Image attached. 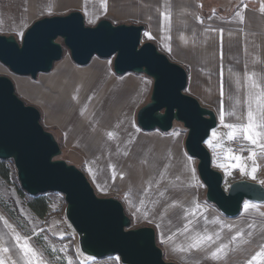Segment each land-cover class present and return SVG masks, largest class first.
Here are the masks:
<instances>
[{
	"label": "crops",
	"instance_id": "1",
	"mask_svg": "<svg viewBox=\"0 0 264 264\" xmlns=\"http://www.w3.org/2000/svg\"><path fill=\"white\" fill-rule=\"evenodd\" d=\"M262 8L264 0H46L47 16L79 11L89 26L101 19L143 25L142 37L185 68L194 97L203 106L205 102L216 103L207 106L219 120L223 100L226 123H246L248 108L259 116L264 104ZM162 12L169 19H164ZM83 74H72L71 78L77 81ZM63 75L56 72L50 83L55 85ZM148 87V82L136 74L98 70L64 123L63 118L59 120L64 152L70 154L71 163L84 172L95 191L120 200L131 221L154 228L165 260L177 264H247L264 245V216L260 215L264 203L250 201L259 207L245 210L244 201L241 213L225 216L206 200L197 163L187 154L184 139L172 131H142L136 124V114L120 122L126 105L135 101L136 110L146 98ZM141 94L142 101L138 100ZM48 96L47 91L46 99ZM232 112L235 114L230 115ZM108 132L113 133L111 138ZM238 139L247 153L254 148L243 138ZM225 148L230 149V143ZM224 149L217 148L214 153L208 148L214 169L222 174L230 169L227 185L241 179L264 184V151L255 149L260 169L253 180L241 171L236 175L238 168L228 167ZM216 161L225 163V167L217 166ZM244 163L251 167V161ZM197 204L200 207L192 215ZM185 211L189 212L187 216ZM189 220L195 232L191 228L184 231ZM241 229L244 235L232 242L231 237ZM197 234H211L213 242L200 250H179L187 248ZM220 244L228 245L220 258L206 259ZM252 264H264V256Z\"/></svg>",
	"mask_w": 264,
	"mask_h": 264
},
{
	"label": "water",
	"instance_id": "2",
	"mask_svg": "<svg viewBox=\"0 0 264 264\" xmlns=\"http://www.w3.org/2000/svg\"><path fill=\"white\" fill-rule=\"evenodd\" d=\"M143 30L140 24H114L108 19L89 26L79 11L45 16L25 30L20 42L14 35H0V63L17 75L35 79L38 73L51 71L64 47L80 66L93 56H113L115 74L152 79L149 101L136 113L138 127L166 133L178 122L187 130L184 148L197 161L208 202L228 217L241 213L246 200L264 203V184L241 179L224 187L223 174L213 168L205 146L218 125L216 113L184 92L188 83L184 67L153 42L141 44ZM39 119L40 112L14 93L12 80L0 75V160H12L19 185L29 196L63 195L64 215L77 233L79 252L95 259L118 256L121 264H177L163 258L153 227L127 229L131 219L122 202L96 195L82 170L58 158L60 146Z\"/></svg>",
	"mask_w": 264,
	"mask_h": 264
},
{
	"label": "rangeland",
	"instance_id": "3",
	"mask_svg": "<svg viewBox=\"0 0 264 264\" xmlns=\"http://www.w3.org/2000/svg\"><path fill=\"white\" fill-rule=\"evenodd\" d=\"M45 16H47L46 0H0V35H14L17 41L20 42L25 30L35 20ZM141 42H146L145 37H141ZM98 70L112 73L113 56L106 59L93 56L87 65L80 66L72 61L69 50L65 47L63 48L62 58L53 64L51 71L38 73L35 79L30 76L17 75L0 63V75L10 78L14 85V93L26 105H31L40 112V124L45 130L54 135L60 146L61 154L58 158L64 159L69 164H72L70 161L72 158L62 148L63 134L60 130L59 120L63 118L64 123L65 116L79 103L82 90L92 81ZM56 72L64 75L53 85L49 80ZM82 73H84L82 79L74 81L71 78L72 74L77 76ZM136 76L147 81L149 85L146 98L143 99L142 94L138 98L141 101L143 99L142 104L136 109L138 110L149 101L153 82L151 78L143 74H136ZM191 88V85L187 84L184 92L194 96ZM47 91L49 96L48 99L44 100L43 97ZM213 99L217 100L218 96L213 95ZM210 104L216 105L214 102H205L204 105L208 107L207 105ZM134 107L135 101L126 105L120 122H125L128 116L137 113ZM224 122L226 123V121ZM171 131L185 140L187 130L181 123L174 122ZM213 132L217 134L215 137ZM227 132L228 129L224 128L221 120L218 119L217 127L211 131L209 138L206 140L211 141V144L205 141V146L212 149L214 153L217 148L224 149V145L230 143V140L226 138ZM239 138L242 139V137ZM217 145L220 146L217 147ZM245 149H247L246 146ZM246 154L248 153L245 152L243 156ZM195 162L197 163L196 160ZM219 164L216 161V165ZM229 170L227 169L226 173L223 174L224 180H226L225 188L228 187L227 172ZM95 193L100 197H111L97 191ZM65 206L64 197L60 193L48 192L37 196H29L19 185L12 160H0V217H3L11 226H6L4 220H0V246L9 249L6 253H0L5 264H13V261H15V264H27V259L16 247L14 234L27 238V242L37 251L38 258L43 259L46 264H69V261H71V264H121L118 256L95 259L79 252L77 233L65 218ZM138 227L141 226L131 221L127 229ZM24 242L25 240L22 239L21 243Z\"/></svg>",
	"mask_w": 264,
	"mask_h": 264
},
{
	"label": "snow or ice",
	"instance_id": "4",
	"mask_svg": "<svg viewBox=\"0 0 264 264\" xmlns=\"http://www.w3.org/2000/svg\"><path fill=\"white\" fill-rule=\"evenodd\" d=\"M262 11H264V8H262ZM161 16L164 17V19H169V17L165 13H161ZM145 35H149V33H145ZM248 74H246L247 76ZM254 87H259V85H255ZM223 87H221V96H223ZM264 95V93H262ZM237 104H239V101L237 100ZM260 115L257 116L251 107L248 108L246 113V123H225L224 122V102L221 100V107H220V119L223 124V127L228 129V132L226 133V138L228 140H233L239 137H242L245 141H247L250 145H253L254 148H250L248 150V156L245 158L241 155H238L236 153H233L231 149H226L224 152L225 158L229 161L228 167L231 168H238L241 173L246 174L250 176L253 180H256V173L260 169V165L257 163V157L258 152L255 149H260L261 151H264V104H261L259 109ZM230 115H234L235 113H229ZM237 119H241L240 117H237ZM107 135L111 138L113 136L112 132H108ZM217 134L213 132V136L215 137ZM206 143L211 144V141H206ZM220 145H217L219 147ZM127 155V153H125ZM251 161V167L247 163H244V161ZM232 161H235V163H232ZM221 168L225 167V164L221 163L218 165ZM111 167V166H110ZM121 178H123V173L120 174ZM113 179H115V175H113ZM261 183H264V181H261ZM147 191V189H145ZM163 195V193H161ZM199 205L197 204L194 209L191 210V214L195 215L196 209H199ZM249 207L252 208H258L259 206L250 202L245 201L244 208L247 210ZM185 216L189 214L188 211H185ZM260 215L264 216V212L260 213ZM0 220H4L3 217H0ZM4 223L6 226L11 227L8 225V222L4 220ZM254 225H249V227H253ZM229 228H232V225H228ZM192 229L193 232H195V228L193 227V221L189 220L187 224L184 227V231L188 232ZM244 235L243 230L237 231L235 235L231 237V241L235 242L238 237H242ZM251 235V233H249ZM16 241V247H18L23 254V256L27 259V264H46V262L43 259L38 258L37 251L27 242V238H22L19 234H14L13 237ZM219 238V237H217ZM24 239L25 242L21 243V240ZM213 242V236L211 234L204 235V234H197L192 237V242L188 245L187 248L179 249L182 252H187L189 250L195 249L200 250L202 247H206L207 244ZM228 248L227 244H220L218 248H216L214 251H211L206 255V259H219L220 253L224 252L225 249ZM9 249L7 247L0 246V253H6ZM264 256V245L261 246V251L257 252L255 255L251 257L250 260L247 261V264H252L253 261H256L259 257ZM0 264H5V261L2 256H0ZM13 264H15V261H13ZM69 264H71V261H69Z\"/></svg>",
	"mask_w": 264,
	"mask_h": 264
},
{
	"label": "built area",
	"instance_id": "5",
	"mask_svg": "<svg viewBox=\"0 0 264 264\" xmlns=\"http://www.w3.org/2000/svg\"><path fill=\"white\" fill-rule=\"evenodd\" d=\"M230 149L232 150L233 153H236L238 155L247 152L243 143L238 138L230 140ZM235 174L240 175V170H235Z\"/></svg>",
	"mask_w": 264,
	"mask_h": 264
},
{
	"label": "bare ground",
	"instance_id": "6",
	"mask_svg": "<svg viewBox=\"0 0 264 264\" xmlns=\"http://www.w3.org/2000/svg\"><path fill=\"white\" fill-rule=\"evenodd\" d=\"M43 98H44V100H46V95H44V97H43Z\"/></svg>",
	"mask_w": 264,
	"mask_h": 264
}]
</instances>
